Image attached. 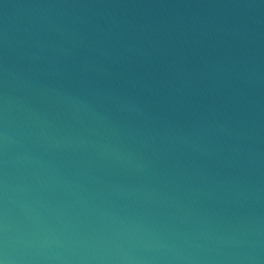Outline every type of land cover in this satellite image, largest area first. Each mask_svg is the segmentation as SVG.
<instances>
[{
    "label": "water",
    "instance_id": "95a60500",
    "mask_svg": "<svg viewBox=\"0 0 264 264\" xmlns=\"http://www.w3.org/2000/svg\"><path fill=\"white\" fill-rule=\"evenodd\" d=\"M0 264H264V0H0Z\"/></svg>",
    "mask_w": 264,
    "mask_h": 264
}]
</instances>
